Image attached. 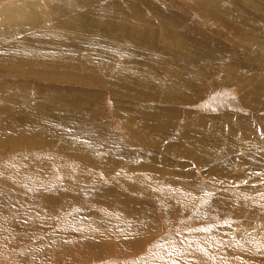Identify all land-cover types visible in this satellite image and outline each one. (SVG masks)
Masks as SVG:
<instances>
[{"label":"rangeland","instance_id":"obj_1","mask_svg":"<svg viewBox=\"0 0 264 264\" xmlns=\"http://www.w3.org/2000/svg\"><path fill=\"white\" fill-rule=\"evenodd\" d=\"M18 5L20 14L8 17V8ZM0 17V235L11 231L15 240L8 250L21 257L18 262L5 254L0 264L12 259L39 264L29 257L34 252L41 256L40 264L51 257L57 263V247L76 253L79 248L72 246L85 242L76 222L95 220V210L100 223L109 209L117 212L123 206L130 211L124 176L128 174L131 184L151 172L144 181L157 183L156 199L175 196L178 204L183 199L190 207L186 218L178 217L176 209L170 218L149 213L155 227L132 240L134 225L147 224L141 214L133 215L141 211L137 205L119 233L106 235L112 248L137 250L113 252L109 258L97 252L98 258L82 264H160L161 255L151 247L162 241L164 248L167 239L176 246L166 253L184 250L183 256L193 251L202 257L204 249L191 243L193 238H205L221 250L241 248L233 255L246 256L247 262L264 260V222L243 211L239 216L228 215V209L211 214L207 207L210 199L226 193L246 197L238 206L258 197L264 200V133L256 124L264 123V62L259 57L264 54V0H0ZM123 81L129 83L126 89ZM208 120L215 123V133ZM230 120L256 129L261 151L252 158L259 163L251 165L249 151L240 153L239 127ZM161 125L166 131L156 128ZM172 128L179 131L172 134ZM232 130L231 152L225 153V133ZM215 134L222 139L217 146ZM177 137L180 143L171 153L152 144L162 140L170 148ZM201 141L217 155L223 148V161L241 159L246 180L232 182L241 168L221 160L216 169L233 171L226 176L231 181L210 180V168L199 166L197 157L186 159L192 149L203 152ZM62 186L65 196L75 197L62 200L73 198L76 205L65 201L59 210L52 194ZM192 194L196 201L190 200ZM105 196L115 203L107 204ZM93 201L101 207H89ZM200 218L207 222L201 224ZM41 219L46 225L35 222ZM145 236L150 240L135 243ZM51 238L62 243L49 246ZM221 252L211 254L217 263L223 262Z\"/></svg>","mask_w":264,"mask_h":264},{"label":"bare ground","instance_id":"obj_2","mask_svg":"<svg viewBox=\"0 0 264 264\" xmlns=\"http://www.w3.org/2000/svg\"><path fill=\"white\" fill-rule=\"evenodd\" d=\"M85 4V2H84ZM19 6V5H18ZM20 8L21 6H19L18 8L14 9L12 8H8L7 12L8 13V17H13V16H17L20 14ZM1 20H3L1 17H0ZM251 44V43H250ZM255 45V43H254ZM252 48V47H251ZM255 50V49H254ZM256 51H258V49H256ZM255 51V52H256ZM263 52V50H262ZM247 53V52H246ZM260 57V63L262 64L264 62V54H263V59L261 60V56L259 55ZM36 58V57H35ZM34 58V60H35ZM30 60V59H28ZM26 59H24L25 63H27ZM31 60H33L31 58ZM257 63V62H256ZM258 63V64H260ZM264 64V63H263ZM90 65V64H89ZM39 66V65H38ZM264 66V65H263ZM33 68H36V65L33 66ZM258 68V67H257ZM261 68V67H260ZM95 69V68H94ZM39 70V69H38ZM46 70V69H44ZM130 75V74H129ZM234 75V74H233ZM87 79V78H85ZM101 79V78H100ZM234 79V78H233ZM263 79V78H262ZM125 80V79H124ZM235 83V82H233ZM247 83V82H246ZM123 84H124V88L127 84H129L128 82H124L123 81ZM157 84V83H156ZM263 84H264V81H263ZM261 85V84H260ZM127 87V86H126ZM253 87V86H252ZM255 87V86H254ZM253 87V88H254ZM250 88V87H249ZM126 89V88H125ZM238 89V88H237ZM247 89V88H246ZM251 89V88H250ZM259 88H257L258 90ZM261 90L264 92V87L262 85V88ZM243 91V90H242ZM241 91V92H242ZM254 91V90H253ZM250 91L247 92V94L249 93ZM262 93V92H261ZM251 94V93H250ZM257 94V93H256ZM264 94V93H263ZM246 95V94H245ZM259 96H261L259 94ZM247 97V96H246ZM258 97V96H257ZM264 97V96H262ZM261 97V98H262ZM260 98V100H261ZM258 100V101H260ZM264 100V99H263ZM192 101V97L190 98V100L188 99L187 102H190ZM262 101V100H261ZM260 101V102H261ZM259 103V102H258ZM261 105V104H260ZM263 105V104H262ZM5 108V107H4ZM9 108V107H8ZM151 115V114H150ZM168 118V117H167ZM166 118V119H167ZM228 119V118H227ZM137 121V120H135ZM209 121V120H208ZM224 121H227V120H224ZM160 122V121H159ZM158 122V123H159ZM175 122V120L173 121ZM201 122V121H200ZM211 123V128L213 130V132L215 133L216 132V129L214 128L215 127V123L213 124V121H209ZM231 124L233 125L235 123V125H237V127H239V129H237L238 131V145L240 146V153H244V152H247L249 151L248 153V158H249V161L252 162L251 165H255L259 162L256 163L255 160H253L255 157L254 153L255 151L258 149V151H261L260 148L256 145L257 144V141L254 139L256 138V129H251V126L249 124H245L244 126H241L240 125V122L238 124L236 123L237 121L236 120H230ZM228 122V124L230 123ZM157 124V123H156ZM256 124L258 125L257 128L259 129V131L263 134L264 133V123L263 122H256ZM142 125V124H141ZM177 125V124H176ZM131 126V125H130ZM162 126V125H161ZM161 126H157L156 128L161 131V130H165V127H161ZM256 126V125H255ZM142 127H146L148 129V127L146 125H142ZM177 127V126H176ZM178 128V127H177ZM230 128V127H229ZM220 130H222L221 128H218ZM244 129V130H243ZM137 130V127H133V129L131 130L132 132H135ZM253 130V131H252ZM172 131V134L176 133L177 131H179L178 129H174L172 128L171 129ZM139 132V131H138ZM163 132V131H161ZM219 132V131H218ZM224 132V131H223ZM259 133V132H258ZM179 134V133H178ZM222 134V132H221ZM177 135V134H176ZM219 134H215V137H216V143H215V146L218 145V142H221V137ZM225 135L229 136L228 137V141H224L225 143V153H230L231 152V149L230 146H232V143H229V139L231 138H234L235 137V131H226ZM146 139H150L148 137H145ZM153 138V137H152ZM245 138L249 139V141L245 140ZM225 140V139H224ZM241 140V141H240ZM259 140V139H258ZM29 142V141H28ZM231 142V141H230ZM256 142V143H255ZM10 143V141H9ZM46 143V142H45ZM50 143V142H49ZM92 143V142H91ZM180 143V137H177L176 138V142H174L170 148H168V145H165V142H163L161 140V142H158V143H152V144H155V145H152V146H155L157 147L158 149H160L161 151L163 150V152H169L171 153L173 150L172 149H175L177 148V146L179 145ZM222 145V144H221ZM251 145V146H250ZM264 146V145H263ZM262 146V147H263ZM28 147V146H27ZM200 149L203 150V152L201 154H199L197 152V150H194L192 149L191 153L188 154V157L187 155L185 157H187L186 159L187 160H191V158H194L195 156L199 157V165H201V167H203L204 169H209L210 170V173L206 172L207 174V177L211 180H218L217 177H225L228 176V175H231V174H234V175H237V176H234L232 178V182H236V181H242V180H246L245 177V173H243L244 171V165H243V161L240 159L238 160L237 158V162L236 161H230L232 163H230L227 159V161H223L221 160L223 157H225V153L222 149H219L221 150V154L220 155H217L215 153H213V151H209L205 144H204V141H201L200 142ZM2 148V147H1ZM165 148V149H164ZM219 148V147H218ZM29 149V148H27ZM4 150V149H2ZM217 150V149H216ZM264 150V149H263ZM239 151V150H238ZM175 154V153H174ZM232 154V153H231ZM262 154V152H261ZM228 155V154H227ZM247 155V154H245ZM264 155V154H263ZM261 155V156H263ZM175 156V155H174ZM237 156V155H236ZM183 156H179L176 158L178 159H183L184 161V158ZM256 158V157H255ZM222 161L224 163V165L228 166L229 165H234V167H237V166H240V170L238 172H229L228 171H218V169H216V166L219 165L218 162L219 161ZM220 163V162H219ZM222 163V165H223ZM129 166V165H128ZM12 167V166H11ZM218 167V166H217ZM255 167V166H254ZM129 168V167H128ZM222 169V167H220ZM226 168V167H225ZM257 168V166H256ZM224 169V168H223ZM57 170V169H56ZM226 170V169H225ZM233 170V169H232ZM246 172V171H245ZM262 173V172H261ZM260 173V174H261ZM152 174V172H151ZM149 174V175H151ZM252 174V173H251ZM149 175H146L145 173V178H135L134 181L132 182L131 181V184L129 183V176L128 174L124 176V180H125V190L127 192V195H128V198H126V200L128 201L127 202V206L130 208V211L127 210L125 211L124 207L122 206L121 209H117L118 211L116 212V210L114 211L113 209H109L105 215L102 216V219L106 220L104 221L103 223H100L99 221H97L96 219H99V215H100V212L95 210L91 213V217H95V220H92V219H85L83 221H77L76 224H75V228L78 230V234H81L84 238H85V242H80L79 244H76V245H73L72 247L74 248H79L77 249L76 253H74V251H65L63 250L61 247H57L56 250H58V255L55 256V258L59 259V262L57 263H53V257H51V261H48L47 259L45 261L42 262V264H61V263H67L69 262V264H82L83 262L87 261L89 258L93 259L94 257H97V252L99 254H106L108 255V258L109 257H112L111 255L113 254V252H116V253H122V254H127V252L129 253H133V251L137 250L135 247L131 248L130 251H128V248L129 246H124L122 250H119L117 247H113L111 246V244L113 242H110L108 241V238H106V235H110V234H113V233H119V229L121 228V226L123 225V221L127 220V219H131V214H133V209L134 207H136L138 205V207L141 208V211H138V212H135V214L133 215H138V214H141V218L140 219H143L145 221H147V224H145L143 227L135 224L132 231H130V234L132 236H134L132 238V240H134L139 234H142L143 232L146 231L149 232L148 230H152L151 227H155L153 226V223L151 222V217L148 215L149 213L152 214L153 217H155V215H158V216H161V217H165V216H169V218L171 217V214L170 213H173V209H176L175 211L177 212V215L178 217L182 218V219H185L186 218V215L189 213L188 211L190 210H187V207H189V205H184L183 204V199H181V202L180 204H178V200L175 199V196L173 197H170L168 198L167 200H164V201H161V200H157L156 199V195L160 193V188L156 185L157 183H154L153 181H151V184L152 185H148L146 184V182L144 181V179H147L149 178ZM162 175H159V178L162 179V180H165L164 178L161 177ZM233 176V175H232ZM230 176V177H232ZM151 180H152V176H150ZM40 179H42V177H40ZM40 179H38V181H40ZM206 179V178H205ZM228 179V177L226 178V180ZM224 180V179H223ZM115 181V180H113ZM113 181H109L108 183H111ZM227 181H231L230 179H228ZM243 181V182H244ZM217 182V181H216ZM219 183V182H218ZM222 183V182H221ZM224 184V183H223ZM231 184V183H230ZM57 187L60 186V184H57ZM117 185V183H116ZM227 185V184H226ZM233 185V184H231ZM149 186V187H148ZM177 187H180L179 185H176ZM182 186V185H181ZM222 186V185H221ZM56 187V186H54ZM206 188V186H204ZM209 187V185H208ZM233 187V186H231ZM230 187V188H231ZM243 187V186H242ZM110 190L108 191L109 193H113L114 190L111 186H109ZM217 188V187H216ZM225 188V187H223ZM244 188V187H243ZM257 188V187H256ZM58 190L56 191V193H53L52 194V197L54 200H58V202L56 203V207L60 210V209H63L64 208V205H65V201L67 203H72V205H76V203L74 202L73 198H67V200H62L64 199V196L67 194V192L64 190L63 186L61 188H57ZM234 189V188H233ZM211 190V189H210ZM256 190V189H254ZM52 191H54V189H52ZM135 191L138 193V195H135ZM226 192V190H224ZM239 191V190H238ZM237 191V192H238ZM245 191V190H244ZM258 191V190H256ZM203 192V190H202ZM209 192V191H208ZM227 192H230L231 194V191L229 189V191ZM236 192V193H237ZM246 192V191H245ZM222 193V192H221ZM220 193V194H221ZM260 193V192H259ZM208 194V193H207ZM206 194V195H207ZM210 194V193H209ZM212 194V193H211ZM214 194V193H213ZM239 195H234L232 196L229 195V194H224V195H220V198L216 199L215 201H213L212 199H210V202L209 204L207 205L208 207V211L211 213V214H216V215H219L220 211L222 210H227L228 209V215L230 216H239L241 214V212L243 211V214L245 216H250V217H253L254 219H257V220H261V222H264V200L260 199V197H258L257 199L261 202V204L258 203V200L254 199L252 200L251 203H243L241 205H237V203L241 202L244 198H246L245 196H242L240 194V192L238 193ZM245 194V193H244ZM262 194V193H260ZM259 194V195H260ZM213 196V195H212ZM65 197H74V194L71 193V196H65ZM105 197H108L107 198V201H109L107 204L109 203H115L112 199L109 198V196H105ZM75 198V197H74ZM208 199V197H206ZM262 198V197H261ZM264 198V197H263ZM5 199L8 200V201H11L9 196L6 195L5 196ZM205 199V198H204ZM190 200H193V201H196L197 200V196L195 194H192ZM106 204V205H107ZM212 204V205H211ZM234 205L239 207L236 211V208H234ZM101 207L98 203L96 202H92L91 204H89V207ZM88 207V205H87ZM206 207V208H207ZM190 208V207H189ZM42 211H50V213H53L54 209H42ZM112 211L116 212V213H113ZM193 211L196 212V209H194ZM56 212V211H54ZM247 212V214H246ZM122 215V218H121V215ZM200 215H205V213H200ZM46 216V215H44ZM243 216V215H242ZM47 217V216H46ZM223 217V216H221ZM220 218V217H218ZM139 219V221H140ZM204 219H210L209 217H205ZM191 220H194L193 218H191ZM129 221V220H128ZM135 221V220H134ZM162 221V220H161ZM165 221V220H164ZM169 221V220H166V222ZM176 221V220H175ZM179 221V220H178ZM201 218H200V220ZM205 221V222H207ZM36 223H40L41 226L43 225H46V224H43L42 223V219L40 221H35ZM138 222V221H137ZM136 222V223H137ZM171 222V221H170ZM173 222V221H172ZM171 222V223H172ZM196 222V221H195ZM198 222V221H197ZM205 222H202L201 224L205 223ZM1 223V221H0ZM111 223V225H110ZM115 223V225H113ZM127 223V221H126ZM174 223V222H173ZM163 224V223H162ZM178 224V223H177ZM200 224V223H199ZM198 224V225H199ZM25 225V224H24ZM173 225V224H172ZM189 225V224H188ZM195 225V224H194ZM206 225V224H205ZM22 226V225H21ZM29 226H32V223H30ZM164 226V225H163ZM204 226V225H203ZM203 226H201L203 228ZM20 227V226H19ZM39 227V226H38ZM166 227V226H165ZM176 227V226H175ZM200 227V228H201ZM164 228V227H163ZM199 228V229H200ZM11 227H9L8 230H10ZM17 229V228H16ZM20 229V228H19ZM23 229V228H22ZM35 229V227H34ZM15 230V229H14ZM123 230V229H122ZM29 231V230H28ZM170 231V230H169ZM3 232V231H2ZM163 232V231H162ZM171 232V231H170ZM10 233V234H9ZM9 233H5V234H1L0 235V250H2L3 252L0 254L1 256V259L3 260V255H7L8 259L14 257L16 259H18L19 261L18 262H21L20 260V255H18L16 252L14 253L12 250H8L11 248H13V242H14V238L11 237V231H9ZM73 233V232H71ZM152 233V232H151ZM236 233L237 235H241L242 234V230L240 228H238L236 230ZM118 235V234H117ZM171 235V233H170ZM182 235V234H181ZM176 236V235H175ZM190 236V235H189ZM76 237V236H75ZM119 237H120V234H119ZM147 236L141 238V239H136V242L135 243H143V241L145 240ZM153 238H155L154 235H152ZM79 238V237H78ZM111 238V237H110ZM131 238V237H130ZM117 239V238H116ZM122 239V238H121ZM147 240H150L149 237L146 238ZM157 239V238H156ZM194 240L191 241V243H194V244H197V245H200L203 249H204V252H203V256L200 257V256H197L193 251L190 252L191 254L189 255H185L183 256V251H181V253H178V252H174V251H170L171 253H166L168 250H171L175 244H173V241L170 240V239H167L164 241V248H163V242L160 241L159 244H155L152 248L151 251H153L155 254H159L161 255V261H160V264H184V261H186L188 264H264V260L262 261H259L257 260L256 262L254 261H250V262H247V258L246 256H234L233 255V252H236L238 254H240V249L241 248H238V247H228L224 250H221L219 248H216V247H213V246H209L208 245V240L205 239V238H197V240H195V238H193ZM111 240V239H109ZM114 240V239H112ZM120 240V239H119ZM118 240V241H119ZM129 241V239H127ZM131 240V239H130ZM117 241V240H116ZM125 242V241H123ZM62 242H60L59 240H55L54 238H51L50 242H49V246H55V245H58ZM117 243V242H116ZM115 243V245H116ZM132 242V244H135ZM121 244V243H120ZM118 245V244H117ZM184 245V244H183ZM29 246V245H28ZM176 246V245H175ZM199 246V247H200ZM185 247V246H184ZM186 248V247H185ZM28 249V248H27ZM186 250V249H185ZM11 251V252H9ZM28 251V250H27ZM123 251H127V252H123ZM214 251H222L223 253L225 252L224 254V257L222 258L223 262H220V263H217L213 260L215 256H211V254L213 253ZM210 252H212L210 254ZM222 252L219 256L222 255ZM251 253L248 249H243V253ZM35 253V252H34ZM34 253H28L29 256L32 260L35 261V263H39L40 264V259H41V256L40 255H36ZM96 253V254H95ZM139 253V252H138ZM199 253V252H198ZM220 253V252H219ZM98 254V255H99ZM115 254V253H114ZM106 255H103V256H106ZM214 255V253H213ZM216 255V254H215ZM24 256V255H23ZM218 256V255H217ZM119 257V256H118ZM125 257V256H124ZM150 257V256H148ZM200 257V258H198ZM238 257V258H237ZM98 258V257H97ZM117 258V257H116ZM115 258V259H116ZM137 258V257H136ZM139 258V257H138ZM220 258V257H219ZM218 258V259H219ZM6 259V258H4ZM24 259H27V257H25ZM141 259V258H140ZM149 259V258H148ZM151 259V257H150ZM14 260V259H12ZM8 261L7 264H18V263H15L14 261ZM31 260V261H32ZM56 260V259H55ZM122 260V259H121ZM168 260L170 262H168ZM220 260V259H219ZM30 261V262H31ZM112 261V260H111ZM137 261V260H135ZM139 261V260H138ZM142 261V260H141ZM140 261V262H141ZM153 261V260H152ZM218 261V260H217ZM221 261V260H220ZM215 262V263H214ZM133 263V262H132ZM186 263V264H187Z\"/></svg>","mask_w":264,"mask_h":264},{"label":"crops","instance_id":"obj_3","mask_svg":"<svg viewBox=\"0 0 264 264\" xmlns=\"http://www.w3.org/2000/svg\"><path fill=\"white\" fill-rule=\"evenodd\" d=\"M39 2H40V0H39ZM195 157H197V156H195ZM195 157L194 158H191V160H196L195 159ZM198 159H199V157H197ZM14 166V165H13ZM200 166V165H199ZM14 168V167H13Z\"/></svg>","mask_w":264,"mask_h":264}]
</instances>
